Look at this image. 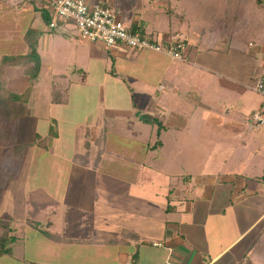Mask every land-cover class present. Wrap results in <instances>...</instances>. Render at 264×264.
I'll list each match as a JSON object with an SVG mask.
<instances>
[{
    "label": "crops",
    "instance_id": "crops-1",
    "mask_svg": "<svg viewBox=\"0 0 264 264\" xmlns=\"http://www.w3.org/2000/svg\"><path fill=\"white\" fill-rule=\"evenodd\" d=\"M87 1L110 6L128 27L142 25L163 47L179 37L189 48L183 59L120 45L108 48L70 37L77 32L72 22L74 28L65 21L46 25L41 15L46 0H0V73L4 57L28 53L27 31H40L42 68L27 117L41 120L47 136L56 121L59 135L52 146L34 148L69 161L53 166L66 175L62 191L59 177L50 173L42 179L37 175L39 184L24 194L26 208L28 194L36 189L58 201L52 219L63 239H49L30 226L26 210L23 236L14 227L19 239L13 258L26 259L18 252L28 234L40 236L38 246L47 250L50 262L39 264H264V125L257 129L251 121L256 110L264 114V97L254 89L264 75L262 13L251 14L244 0H222L212 21L207 15L191 19L186 7L173 11L171 0ZM161 14L166 19L160 22ZM176 16V28L169 30ZM252 27L255 40L243 35ZM46 56L53 74L48 94L39 97ZM98 68L101 73L94 77ZM70 69H79L82 78L71 80ZM4 72L9 89L22 93L29 87L25 67L7 65ZM223 79L240 89L223 85ZM57 80L67 88L66 103L53 101ZM76 90L90 97L78 102ZM118 91L125 101H117ZM151 98L157 104L144 109ZM93 101L96 106L89 108ZM139 115L161 121L160 133ZM232 125L244 127L243 132L229 129ZM69 126L73 130L66 139L63 127ZM102 134L105 153L98 166L77 163L78 153L97 156ZM36 135L40 130L34 140ZM158 140L160 146L154 147ZM123 147L129 155L116 149Z\"/></svg>",
    "mask_w": 264,
    "mask_h": 264
},
{
    "label": "trees",
    "instance_id": "trees-1",
    "mask_svg": "<svg viewBox=\"0 0 264 264\" xmlns=\"http://www.w3.org/2000/svg\"><path fill=\"white\" fill-rule=\"evenodd\" d=\"M106 6V5H102ZM168 13V11H167ZM41 15L44 23L48 26L51 25L54 15L53 10L49 5V1L46 0V4L43 5ZM54 28V27H51ZM132 33L145 35L146 32L143 26H131ZM40 31L30 28L27 31V42L29 45V51L26 55L22 56H7L2 60V69L0 73V147L2 142L6 144L5 150H0V202L3 194L5 193L6 186L10 177H16L20 173L22 163L29 149V144H18L15 141L14 132L22 118L31 115L30 101L35 85L39 79L42 63L38 49ZM189 48L186 43L185 50ZM184 50V52H185ZM183 52V54H184ZM7 65L22 66L25 67V73L29 76V87L22 93H18L8 88L7 76L4 69ZM222 84L233 88L240 89L237 85L221 80ZM65 84L60 80L55 81L53 85V101L56 103H66L68 99L67 88ZM135 109L137 105L133 102ZM138 113V110H137ZM139 114V113H138ZM140 119L145 122H150L156 126V131L159 134L162 123L156 117H150L145 115H139ZM59 130L56 121L53 119L49 129L48 137L53 139L58 137ZM39 148L48 149L49 144L46 138H42L41 135H36L33 142ZM99 146L97 156L92 159L89 154V150L85 153H78L74 156V160L87 167H96L102 160V155L105 153V136L102 134L96 141ZM160 141H156L154 147L158 146ZM87 149H89V143H86ZM8 158H10L8 160ZM27 223L35 229L41 231L49 239L55 241H61L62 235L53 230L54 222L52 219V211L57 207L58 201L53 198L47 191L43 189H36L31 191L27 196ZM15 228L10 216L0 214V256L13 253V244L17 241V236L14 234ZM115 240H111L114 242Z\"/></svg>",
    "mask_w": 264,
    "mask_h": 264
},
{
    "label": "rangeland",
    "instance_id": "rangeland-1",
    "mask_svg": "<svg viewBox=\"0 0 264 264\" xmlns=\"http://www.w3.org/2000/svg\"><path fill=\"white\" fill-rule=\"evenodd\" d=\"M165 1V0H163ZM157 2V1H156ZM200 2V3H199ZM244 7L246 9H248V11L251 14H254V12H260L262 13V18H264V0H244ZM214 4V5H211ZM151 6L150 3H146V8L148 9ZM171 6H172V10L173 11H179L181 10V8L186 7L188 8V15L189 17L191 16V19L194 15H207L206 17H209L208 20L212 21V18L215 17L216 15L219 14L220 10L222 9L221 7L223 6V2L222 0H171ZM163 15V14H161ZM166 16H160L159 21L161 22V20L163 21V19ZM178 17L176 16L175 18L172 19V25L167 26V28L173 29L175 30L176 25L173 23H177L178 21ZM192 21V20H191ZM69 24H71L69 22ZM71 26L74 28L73 24H71ZM256 28L252 27L251 30H244L243 31V35L244 37H247L249 39L255 40L254 39V33ZM72 32V34L70 35V37H72L73 39H77L76 35L78 36V33L75 31V34ZM79 37V36H78ZM50 60L49 58L46 56L45 57V63H44V67H43V71L41 74V84H40V88H39V97H42L43 94H48L47 88H49L50 84H51V76H52V72H51V68H50ZM68 68V67H67ZM68 70V69H67ZM70 71H68V75H70L71 80L73 81H78L79 79L82 78V74L81 72L78 70H76L75 72H73V69H70ZM101 70L98 68L97 72L94 75V77H97L98 75H100ZM100 78V77H99ZM25 81V80H24ZM94 81L90 80V84L93 86ZM97 85V84H95ZM110 94V93H109ZM87 97H90L89 94H86ZM86 95H81L78 90H76L74 96L75 99L78 100V102L83 103V99H85ZM118 95V100L117 101H125L124 99H122L124 97L123 95V91L119 92L116 94ZM157 97V96H156ZM77 100H75V104L77 102ZM37 101V98H34V103ZM89 100H87L86 102H88ZM157 100L151 98L148 100V103L146 104V108L144 107V109L148 110V106L151 108H153L157 102ZM97 101L94 103L90 102L89 104L87 103L89 108H94L96 106ZM74 107V105H73ZM82 108V107H81ZM80 108V109H81ZM79 109V110H80ZM75 111V110H74ZM41 112H47L44 109H42ZM40 115H42V113H39ZM73 121H75L72 118ZM66 122V121H65ZM46 125L41 121V120H35L33 118H28L26 117V119H24L22 122H20V124L17 126L16 131L14 132V136H15V141L16 143H24V144H29V149L27 151V154L24 158V161L22 163L21 166V170L20 173L18 174V176L16 177H10L8 180V184L6 186V190L4 194H7V197L1 200L0 202V214H6L5 216H10L12 218L13 221V226L16 227V229H18V236H23V232H22V228L24 225V222H22L21 220H24L25 218V214H26V210L27 208L25 207V190H27L28 188H33L36 184H39L37 182V180L35 179L38 175V177H40L42 179V177H46L48 176L50 173H52L53 175L57 177H59V181L56 183L57 187L62 191L61 186L64 183V180L66 178V175L64 172H60L58 171L57 168H54L53 166H58L61 165L60 167H65L67 164V162H69L67 160V158H63V155H54L51 156V154L45 153L43 151H40L41 154H38V150H36L34 148V144L32 143L34 140L33 134L35 131L40 130L41 133V137L42 138H46L48 140V144H49V148L52 146V140L51 138H49L46 135ZM123 128V127H122ZM127 128V127H126ZM126 128H124V130H126ZM229 129H234L237 131V133H239L240 131L243 132V128L242 126H235L232 125L230 127H228ZM73 130V127H63V136H65L66 139L69 138L70 136V131ZM77 129L74 128V131L76 132ZM246 133H251L254 134L253 130L249 129V128H245ZM126 132V131H125ZM132 144V143H131ZM237 144V143H236ZM127 145V144H126ZM129 145V143H128ZM127 145V146H128ZM36 146V145H35ZM160 146V144L158 145ZM157 146V147H158ZM2 152L5 150L6 148V144L4 142H2ZM0 147V150H1ZM125 147V145H124ZM121 148L117 150H119L120 152H122L121 154L124 155H129L130 152H126L130 149L126 148ZM63 148V146H62ZM10 158H8L9 160ZM119 163V162H116ZM232 162V166L234 168L237 167V165ZM114 165V164H111ZM52 168V169H51ZM56 169V170H53ZM63 169V168H62ZM65 170V169H63ZM52 175V176H53ZM127 178V177H126ZM182 182V180H177V182ZM3 194V195H4ZM54 230V229H53ZM15 234V232H14ZM16 235V234H15ZM28 236V237H27ZM26 238H24V240L22 239L23 237H21L22 244H21V248H19V252L20 254H24L26 259H22V260H16L15 258H13L14 253H15V244L17 241L13 244L12 248H13V253L12 254H6V255H2L0 256V264H39V262L42 263H46V262H50V259L48 258V254H47V250L46 248L40 249V247H44L42 246L40 243V247L38 246L37 241H40L39 238H41L40 236H36L33 235V238L27 234ZM34 239V240H33ZM44 239V238H43Z\"/></svg>",
    "mask_w": 264,
    "mask_h": 264
},
{
    "label": "built area",
    "instance_id": "built-area-1",
    "mask_svg": "<svg viewBox=\"0 0 264 264\" xmlns=\"http://www.w3.org/2000/svg\"><path fill=\"white\" fill-rule=\"evenodd\" d=\"M54 19L50 27H56L58 21L72 22L76 26L80 39L90 43H102L106 47L117 45L132 50H153L163 52L173 59H183L186 43L176 37L166 47L150 35L132 33L130 27L119 19L110 6L90 5L87 0H48ZM254 89L264 97V75L255 83ZM255 128L264 125V114L256 110L251 115ZM158 244V243H157Z\"/></svg>",
    "mask_w": 264,
    "mask_h": 264
}]
</instances>
